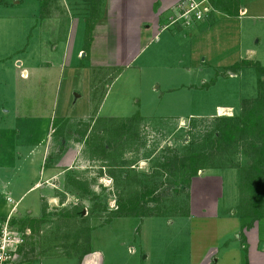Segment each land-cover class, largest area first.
Here are the masks:
<instances>
[{
    "label": "rangeland",
    "instance_id": "rangeland-1",
    "mask_svg": "<svg viewBox=\"0 0 264 264\" xmlns=\"http://www.w3.org/2000/svg\"><path fill=\"white\" fill-rule=\"evenodd\" d=\"M89 1L0 0V192L14 204L39 183L18 210L11 209L17 230L35 225L18 264H79L88 250L101 253L105 264H191L192 237L196 249L199 243L212 248L224 229L211 221L193 232L201 221L171 216L172 206L191 207L192 189L182 192L161 165L187 149L204 150L198 148L216 117H231L243 100L254 99L259 79L252 68L194 70L191 47L213 54L228 50L236 54L231 64L240 55L264 66V21L244 22L239 45L221 47L215 36H202L198 46L191 40L192 34L206 35L202 22L190 26L200 29L195 31L170 20L168 33L181 26V40L154 45L150 61L142 57L118 77L120 69L91 70L89 53H79L90 45L86 22L100 16L97 23L105 5L97 0L98 16L91 17ZM232 2L228 8L236 9ZM126 14L136 16L133 9ZM132 117L139 121L119 141V121ZM213 154L208 170L222 178L224 169L251 167L245 146ZM226 177L219 212L232 205L235 185L241 202L254 200L241 175L235 185ZM152 185L158 201L149 206L167 209V216L112 217L118 201Z\"/></svg>",
    "mask_w": 264,
    "mask_h": 264
},
{
    "label": "crops",
    "instance_id": "crops-1",
    "mask_svg": "<svg viewBox=\"0 0 264 264\" xmlns=\"http://www.w3.org/2000/svg\"><path fill=\"white\" fill-rule=\"evenodd\" d=\"M181 1L105 0L102 18L95 24L91 34L88 57L91 70H99V73L101 69L107 70V72H111V69H120L121 72L117 75L119 77L125 70L135 67V64L142 57L145 61H150L152 53L156 49L151 53L149 51L154 45L157 48V46L161 47L163 43L166 45L165 47L169 44L178 43L181 40L178 36L181 26L177 27L178 31L175 29L173 33H168L167 24L174 18L176 7ZM228 1H233L232 3L237 5V8H226ZM209 5L210 13L200 21L208 28L206 35L192 34L191 40L193 39L197 46L199 42L203 43L205 40L202 39V36H206V38L215 36L218 40L217 45L220 44L221 47L226 45L238 46L240 40L237 39V34L242 29L244 22L264 21V0H223L221 5L216 2L213 5L209 0ZM129 9H133L136 16L126 14ZM191 30L200 29L196 26ZM191 48L194 70L206 69L207 66L216 71L219 68L228 69L241 61L261 64L248 58L242 59L240 55L237 56V60H232L231 64L230 58L236 55L234 52L229 53L226 50L213 54L212 51H200L198 49L195 51L193 47ZM82 51L80 50L79 53L84 56L85 53ZM247 53L250 56L254 54V51L247 49ZM23 74L25 75L26 71ZM97 79L96 77V81ZM223 108L231 109L232 107L217 106L216 110L222 111ZM0 170L4 171L2 168ZM215 171L212 169L200 171V174L192 180L190 215L186 218L190 221L196 219L201 221V224H198V228H195L193 232L203 229L201 228L203 224L215 221L221 223L220 228L224 229L223 234L216 238V244L212 248L207 244V246H201L199 243V247L196 249L198 244L196 245L195 239L192 237L191 264H264V213L260 217H256L254 214L249 216L240 213L241 199L235 185L237 176H240L239 169L227 168L222 170L224 178L214 174ZM227 171L231 173L227 175ZM225 177L227 178L226 181L235 185L234 196L231 197L234 201L225 212H219V200L224 199L223 180ZM199 185L201 187H198ZM38 186L39 183L36 182L29 187L14 204L10 194L5 191L0 192V198L3 201L0 207L6 209L5 213L0 214V221L11 215L13 205H17L18 210L19 202L27 193L35 190ZM8 198L11 199L12 203L8 202ZM201 240L200 237L198 242ZM24 250L25 246L21 249L18 263L23 259ZM82 255L84 256L79 264H105V258L98 251L88 250Z\"/></svg>",
    "mask_w": 264,
    "mask_h": 264
},
{
    "label": "trees",
    "instance_id": "trees-1",
    "mask_svg": "<svg viewBox=\"0 0 264 264\" xmlns=\"http://www.w3.org/2000/svg\"><path fill=\"white\" fill-rule=\"evenodd\" d=\"M97 0H90V16L97 17L95 4ZM214 5V1L210 0ZM222 8V7H221ZM228 8V7H226ZM100 17V16H99ZM98 17V18H99ZM97 18V19H98ZM95 19V20H97ZM88 23V32L93 31V27L96 24ZM91 43V36L89 44ZM89 46L82 52L89 53ZM252 68L259 79L257 82V94L254 99H245L239 106V111L231 117H216V124L212 133L204 140L203 146L193 150L187 149L182 156L173 155L163 162L161 165L164 170H167L168 174L175 178L173 183L181 187L182 192L185 189H190L192 180L195 179L200 171L209 168V163L212 154L215 153H227L235 147L245 146L246 152L251 161V167L240 168V175L242 183L245 181L247 189L252 195V202L245 204L243 201L240 203V213L243 215L256 217L262 216L264 213V66L259 63L242 61L234 66L226 69L232 73H237L243 69ZM137 118L124 119L119 121L120 125L117 128L119 141L124 140L125 136L129 135L132 125L137 122ZM116 121H113V123ZM90 129V125L81 133L82 137L86 136L87 131ZM103 154L106 152V148L101 147ZM214 155V154H213ZM153 176V175H152ZM152 176H149L151 178ZM143 183V181L141 182ZM79 186V185H76ZM155 187L152 185L149 188L144 187L139 193L128 196L125 199H121L117 202V211L112 212L113 218H126V217H165L167 216V209H159L150 207V202L158 201V197L154 196ZM261 192L262 195H258ZM260 203V204H259ZM252 206H251V205ZM185 207L181 206L176 208L172 206L171 216L187 217L190 215L189 205L185 204ZM250 208V210H249ZM177 209V210H175ZM81 212V211H80ZM78 212L76 216L80 217L81 213ZM174 213V214H173ZM37 222V221H36ZM40 221H38L39 223ZM35 225L31 222L27 229L34 232ZM26 229V228H25ZM24 230V229H22ZM82 255L80 257H83Z\"/></svg>",
    "mask_w": 264,
    "mask_h": 264
},
{
    "label": "built area",
    "instance_id": "built-area-1",
    "mask_svg": "<svg viewBox=\"0 0 264 264\" xmlns=\"http://www.w3.org/2000/svg\"><path fill=\"white\" fill-rule=\"evenodd\" d=\"M211 8L209 0H182L176 7V13L172 23L183 22L184 26H192L202 21ZM12 203L11 199H7ZM15 209L13 208V212ZM12 214V213H11ZM32 235L30 229L17 230L13 224L11 215L0 221V264H18L20 252L26 241Z\"/></svg>",
    "mask_w": 264,
    "mask_h": 264
},
{
    "label": "water",
    "instance_id": "water-1",
    "mask_svg": "<svg viewBox=\"0 0 264 264\" xmlns=\"http://www.w3.org/2000/svg\"><path fill=\"white\" fill-rule=\"evenodd\" d=\"M81 215H84V211H82Z\"/></svg>",
    "mask_w": 264,
    "mask_h": 264
}]
</instances>
